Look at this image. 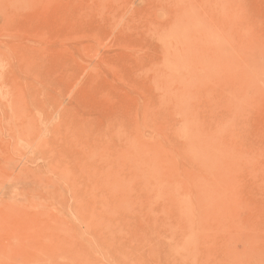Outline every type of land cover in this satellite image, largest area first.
<instances>
[{"label":"rangeland","instance_id":"374dc122","mask_svg":"<svg viewBox=\"0 0 264 264\" xmlns=\"http://www.w3.org/2000/svg\"><path fill=\"white\" fill-rule=\"evenodd\" d=\"M0 264H264V0H0Z\"/></svg>","mask_w":264,"mask_h":264},{"label":"bare ground","instance_id":"6f19581e","mask_svg":"<svg viewBox=\"0 0 264 264\" xmlns=\"http://www.w3.org/2000/svg\"><path fill=\"white\" fill-rule=\"evenodd\" d=\"M128 143V142H127ZM137 144H135V143H131L130 144V146H131V148H129V151H128V157L131 159L132 157L134 158L132 161H129V163L130 162H132L133 163V165H134V163L136 164V173H135V175L134 176H136V174L138 173V168L139 169H142V172H143V174H145L146 176V178H150L152 181H153V187H155V189H154V191H156V192H161V191H163L164 189L165 190H169V186H168V189H167V187L164 185V181L163 180H161V177H160V175L161 174H164L165 172H168V171H163V169L165 168L164 167V164L162 163V159H156V157L154 158V157H152V158H150V157H148V154H146V152L143 150L144 148L143 147H138V146H136ZM128 148V147H127ZM127 148H126V150H127ZM138 150H137V149ZM143 148V149H142ZM134 151H137V155L135 154V152ZM123 153V152H122ZM127 153V152H126ZM134 154H135V156H134ZM122 155H125V152L122 154ZM121 156V155H120ZM121 158V157H120ZM125 158V157H124ZM121 160V159H120ZM127 161V162H128ZM118 162V161H117ZM125 162H126V160H125ZM164 162V161H163ZM131 163V164H132ZM164 163H166V162H164ZM167 164V163H166ZM202 166L201 167H203L204 169L203 170H205L206 171V169H209V170H211V168H213V163L212 162H209V160H208V162L207 161H203V162H201L200 163ZM132 165V166H133ZM168 166V165H167ZM166 166V170H169V169H167L168 167ZM135 167V166H134ZM113 170V169H112ZM111 170V171H112ZM133 170V171H134ZM118 171V170H117ZM116 171V172H117ZM134 171V172H135ZM113 172V171H112ZM162 172H164V173H162ZM172 172V171H171ZM141 173V172H140ZM168 173H170V172H168ZM117 174V173H116ZM119 174V173H118ZM117 174V176H119ZM170 175H171V173H170ZM109 176V175H108ZM144 176V175H143ZM166 176V175H165ZM167 176H168V174H167ZM172 177H173V175H171ZM171 176H169V177H171ZM120 177V176H119ZM118 177V178H119ZM146 178H143V179H146ZM168 179V177H165V178H163L164 180L165 179ZM179 178V177H178ZM109 179V178H108ZM120 179V178H119ZM122 180L121 181H123V178H121ZM139 179V178H138ZM141 179H142V173H141ZM142 179V180H143ZM166 179V180H167ZM176 179V178H175ZM197 179V178H196ZM129 180V179H128ZM127 180V181H128ZM135 180V179H134ZM170 180V179H169ZM172 180V179H171ZM150 181V180H149ZM194 181H197V180H195L194 179ZM204 181V180H203ZM116 182H118L117 181V177H116V179L115 178H113V181H112V184H115V186H116ZM124 182H125V179H124ZM124 182L122 183V182H118L119 184H117V185H119V186H117V187H120V188H124V185H126V184H124ZM129 182V181H128ZM144 182H146V184H147V181H145V180H143V183ZM193 182V181H192ZM126 183V182H125ZM128 184V183H127ZM146 184H144V187L146 186ZM168 185V184H167ZM196 185H197V189H196V192L195 193H197V191H198V194H201V195H203L205 198L207 197V196H209L211 193H212V191H213V189H211L212 187H210L209 188V186L210 185H204L203 184V182H201V180L199 179V181H197L196 182ZM150 185H149V182H148V187H149ZM188 186V185H187ZM147 187V186H146ZM175 187H178V189H180V187L179 186H175ZM113 188H114V186H113ZM152 188V187H151ZM171 188V187H170ZM187 188V187H186ZM185 188V189H186ZM188 189V188H187ZM190 189H193V188H191L190 187ZM117 190V189H116ZM174 190V189H173ZM122 191H124L123 189H122ZM147 191H149L148 190V188H147ZM153 190H152V193L151 194H155V193H153L154 192ZM170 191V190H169ZM169 191H167V193L169 192ZM176 192V191H175ZM191 192V191H190ZM193 192V191H192ZM163 193V192H162ZM165 193V192H164ZM166 193V194H167ZM171 193H173L172 191H171ZM183 193H185V192H183ZM215 193V192H214ZM168 194H170V192L168 193ZM176 194H178V193H176ZM189 194V193H188ZM213 194V193H212ZM162 196L164 195V197H165V194H161ZM184 195V194H183ZM187 195V194H186ZM185 195V196H186ZM157 196V195H156ZM167 196V195H166ZM197 196V195H196ZM168 197V196H167ZM171 197V196H170ZM187 197V196H186ZM186 197H184V198H182L181 200L182 201H184L183 199H186ZM198 198H199V196H197ZM211 198H212V196H210ZM210 197H209V199H210ZM167 199V198H166ZM168 199H171V198H168ZM179 200H180V198H178ZM188 199V198H187ZM186 199V200H187ZM206 199H208V198H206ZM199 200V199H198ZM201 200H202V198H201ZM212 199H210V200H208V202L209 201H211ZM187 201H189V200H187ZM177 202V201H176ZM179 202V201H178ZM192 202V201H191ZM183 203V202H182ZM177 205L179 206V203H177ZM185 205V204H184ZM180 206H182V205H180ZM184 207V206H183ZM185 207H187L186 208V211L185 212H187V209H190L189 208V205L187 206V204L185 205ZM191 207H192V205H191ZM179 208V207H178ZM182 208V207H181ZM184 209V208H183ZM182 209V210H183ZM181 210V211H182ZM189 211H191V210H189ZM189 215V214H188ZM185 216V215H184Z\"/></svg>","mask_w":264,"mask_h":264}]
</instances>
